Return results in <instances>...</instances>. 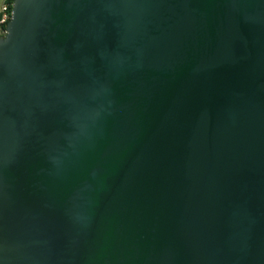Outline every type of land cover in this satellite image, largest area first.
Masks as SVG:
<instances>
[{
	"label": "water",
	"instance_id": "1",
	"mask_svg": "<svg viewBox=\"0 0 264 264\" xmlns=\"http://www.w3.org/2000/svg\"><path fill=\"white\" fill-rule=\"evenodd\" d=\"M12 12L0 264H264V0Z\"/></svg>",
	"mask_w": 264,
	"mask_h": 264
},
{
	"label": "built area",
	"instance_id": "2",
	"mask_svg": "<svg viewBox=\"0 0 264 264\" xmlns=\"http://www.w3.org/2000/svg\"><path fill=\"white\" fill-rule=\"evenodd\" d=\"M11 0H0V36H5L7 33V25L12 18Z\"/></svg>",
	"mask_w": 264,
	"mask_h": 264
},
{
	"label": "trees",
	"instance_id": "3",
	"mask_svg": "<svg viewBox=\"0 0 264 264\" xmlns=\"http://www.w3.org/2000/svg\"><path fill=\"white\" fill-rule=\"evenodd\" d=\"M14 0H11V2H13ZM7 27V26H6ZM0 37H3V36H0Z\"/></svg>",
	"mask_w": 264,
	"mask_h": 264
}]
</instances>
